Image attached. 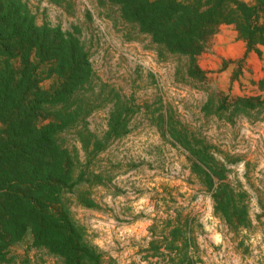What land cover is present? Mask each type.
Returning a JSON list of instances; mask_svg holds the SVG:
<instances>
[{
  "label": "rangeland",
  "instance_id": "374dc122",
  "mask_svg": "<svg viewBox=\"0 0 264 264\" xmlns=\"http://www.w3.org/2000/svg\"><path fill=\"white\" fill-rule=\"evenodd\" d=\"M23 1L38 25L78 39L89 62L73 83L44 66L40 85L67 94L45 107L46 122L61 126L57 138L74 182L56 208L102 255L100 264L176 257L181 221L189 243L197 235L206 264H264V44L250 46L223 23L192 59L167 52L121 0ZM184 136L232 162L230 179L249 203L248 228L233 231L215 214L210 189L191 171ZM8 251L0 264H70L37 243L31 229Z\"/></svg>",
  "mask_w": 264,
  "mask_h": 264
},
{
  "label": "trees",
  "instance_id": "16d2710c",
  "mask_svg": "<svg viewBox=\"0 0 264 264\" xmlns=\"http://www.w3.org/2000/svg\"><path fill=\"white\" fill-rule=\"evenodd\" d=\"M129 17L140 22L156 42L170 53L194 59L223 23H232L250 46L264 44V0L250 5L243 0H132ZM79 40L67 37L60 27L38 25L23 0H0V261L9 246L31 229L37 243L63 254L70 264H100L102 255L84 241L67 212L56 208L62 193L71 188V161L60 146L58 121L45 114L47 103L64 92L42 88L41 70L48 65L67 83L79 82L89 69L80 55ZM194 62L191 71H195ZM61 93V94H60ZM240 104L253 107L250 99ZM193 174L207 186L215 214L233 231L251 225L246 192L230 179V160L218 157L209 145L182 137ZM181 221L177 256L165 254L155 264H206L183 233Z\"/></svg>",
  "mask_w": 264,
  "mask_h": 264
}]
</instances>
